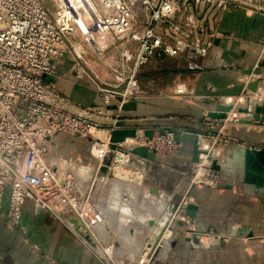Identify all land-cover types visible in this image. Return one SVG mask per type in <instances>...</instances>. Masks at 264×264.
I'll use <instances>...</instances> for the list:
<instances>
[{
  "label": "crops",
  "instance_id": "1",
  "mask_svg": "<svg viewBox=\"0 0 264 264\" xmlns=\"http://www.w3.org/2000/svg\"><path fill=\"white\" fill-rule=\"evenodd\" d=\"M224 1L226 8L217 10V16L209 8L200 18L192 20L195 28L187 27L183 33L165 39L171 45L187 43L197 48L179 50L170 57L176 67L169 71L170 74L184 77L183 81L177 79L167 83L177 95L169 96L164 92L145 95V102L138 103L136 110L122 111L116 99L104 107L91 73L96 72L97 66L87 59L90 72L87 66L80 68L65 60L54 78L59 91L75 105L105 108L106 124L99 132L108 137L114 124L118 128L134 129L139 136L145 137L147 130L160 131L163 126L180 130L178 145L170 156L163 158L157 154L155 161L132 158L133 164L140 169L157 168L169 173L168 178L152 176L143 181L112 178L105 181L104 194L103 184L92 191L94 198L103 194L106 200V208L102 210L104 222L94 229L102 248L119 240V250L124 246L139 254L144 238L154 230L150 222L171 215L169 212L178 196L188 195L198 206L194 227L208 233L191 235L193 238L173 233L164 239L162 251L149 264H264V176L256 174L244 179L240 176L243 168H235L236 163L244 164L247 154L252 155L264 147V122L225 124L223 119L214 120L211 125L203 122L205 115L215 110L216 98L243 95L245 77H249L250 82L259 80V86L264 89V66L258 67V62L264 60V0ZM102 42L105 40L98 38L97 43L101 45ZM255 68L260 69L259 74L246 73ZM178 88L189 96H179ZM223 123V133L236 138L238 143L225 151V161L218 173L219 187H191L187 172L194 163L195 134L192 130L206 135L220 130ZM91 137L60 134L50 145L48 162L58 168L65 167L68 162L65 157L70 152L66 143L102 139ZM94 146L89 145L86 152L99 158ZM71 155L77 161L83 160L78 152ZM253 166L264 170V165L256 160ZM117 168L123 171L121 163ZM94 170L95 167L93 173ZM40 198L45 204L31 196L26 199L21 224L14 227L6 216L10 188L6 189L0 201V264H109L91 245L83 242L60 207L51 203L54 200L48 193H42Z\"/></svg>",
  "mask_w": 264,
  "mask_h": 264
},
{
  "label": "built area",
  "instance_id": "2",
  "mask_svg": "<svg viewBox=\"0 0 264 264\" xmlns=\"http://www.w3.org/2000/svg\"><path fill=\"white\" fill-rule=\"evenodd\" d=\"M226 5L224 0H52L51 5L46 0H0V201L9 187L6 216L12 226H20L26 199L43 202L44 192L62 205L67 218L78 219L90 230L103 224L102 210L81 196L69 175L48 162L50 145L60 134L93 136L106 124L104 107L112 100L119 97L121 107L139 97L134 76L142 65L155 55L197 50L165 39L195 28L196 12ZM113 35L129 42L122 51L123 67L131 73L126 88L119 91L120 84L95 83L104 107L75 105L54 81L61 65L67 60L80 68L88 66V51L80 43L101 53L98 38L111 43ZM116 128L114 124L112 130ZM100 142L96 139L94 144ZM135 144L158 153L161 138H139ZM200 151L207 159L212 145ZM130 155L123 154V165Z\"/></svg>",
  "mask_w": 264,
  "mask_h": 264
},
{
  "label": "rangeland",
  "instance_id": "3",
  "mask_svg": "<svg viewBox=\"0 0 264 264\" xmlns=\"http://www.w3.org/2000/svg\"><path fill=\"white\" fill-rule=\"evenodd\" d=\"M46 1L50 3V5L52 4V0H46ZM211 9L213 12H216V16L218 15V12L221 10L217 8H211ZM195 16L196 18H200L201 13L196 12ZM128 43L129 42L126 41L124 38L113 35V42L111 43L102 42L101 45L99 43L96 44V46L102 50L101 53L94 52L93 49L88 44L80 43V45L84 46V48L87 49L89 52L88 53L89 57L85 54L87 56V57L85 56V59H87L88 61L92 62L94 65L97 66V68L95 69L96 70L95 73H93L90 70V67L88 66L85 67L89 72L91 71L92 75L95 77V83L100 84L101 82H106L111 85L120 84L119 88L117 89L119 91H123L126 88L131 73H129L128 70L125 67H123L124 61L122 57V51L124 46H126ZM129 46L134 47V44L130 43ZM90 54H93L94 57L92 56L90 57ZM170 57L172 56L167 55L166 53L161 54L160 56L155 55L150 59L148 63L142 65L137 70L134 77L138 81V84L140 86V92L138 96L160 94L161 92L162 93L164 92V94H167L169 96L177 95L175 92H173L172 89L168 88L167 83H171L169 82L170 80H177V79L183 81L184 77L176 74H170L169 71L173 70V68H176L174 65L175 63H173L170 60ZM165 69L167 71L166 73H164ZM243 84H244L243 92L241 94H244L246 92V89H248L246 88L247 82L243 81ZM162 85H167V86L164 87ZM178 95L179 96L182 95V97L184 98H186V96H189V94L187 95L186 92L178 93ZM118 98L119 97H117V100ZM221 100L219 98H216L215 102L216 103L221 102ZM258 101H259L258 98L256 96H253L251 98L252 104L251 106H249V108L252 109V106H254L256 102L258 103ZM238 118L240 119L242 117L240 116L239 117L234 116L233 118L231 117V120L230 119L225 120V124L228 122H235V123L239 122ZM214 120L215 119L209 117L208 114L205 115V117L203 118L204 124L207 125L213 124ZM223 126L224 123L221 126H219L221 128L220 130L210 131L206 135H203L204 137L209 139V144L212 145V151L207 157V162L202 163L200 166H195L194 164H192L190 170L187 172L191 187L192 186H206L210 188L219 187L218 173L221 171V169L219 171L212 169L211 162L213 159H216L219 165L222 167V163L223 161H225L224 155L226 149L230 145L238 143V140L236 138L230 137L223 133L222 131ZM161 130L162 132H159V130H155L153 137L161 138V145L157 147V150H159L157 154H159L163 158H166L170 156L177 147L178 139H179L177 133L179 134L180 130L178 131L177 128L170 125L161 127ZM200 136L201 135H199V137ZM146 137L148 138V136ZM87 138L89 139L92 137H87ZM94 142L95 140L94 141L92 140L89 143L83 141L67 142L66 144L68 145L67 147L70 150V152L73 154L75 152H78L79 154L82 155L83 160L77 161L75 156L71 155L70 152H67L69 154L65 158L66 160H68V162L66 164L64 163L66 165L65 167L62 166L59 167V169L62 170L65 173V175H69L70 178H72L74 182H76L78 189H80L81 193L85 195V199L88 200V203L97 206L101 210H103V208H106V200L104 199L103 194L105 188H107V186L105 185V181H108L109 179L119 178V179L128 180L131 178V180L133 179L135 181L136 180L143 181L144 178L152 177V176H160L162 178H164V176L166 178L169 177L168 175L169 173L167 174L166 171L159 170L157 168H151V170L148 168L146 171L140 169L139 167H135L136 165L133 164L132 158L133 157L139 158V157L134 155H130L131 158L129 162L123 165L121 163L122 162L121 157H123L121 156L122 153L119 152L117 153L109 150L107 140L100 142V145L105 144L106 146V153L104 154V157H102L103 159L101 158L102 160L96 158L95 156L90 155L89 153L87 154L86 151L88 149V146L93 145ZM102 162L108 163L107 164L109 168L108 170L112 173L111 176L107 174L98 176V170ZM91 163H94L93 164L95 167L94 173H93L94 167L93 166L91 167ZM120 163L123 166V171L121 172H119L118 168L116 169V167ZM248 163L249 162L246 159H244V164L242 166L238 163H236L235 165V168H237L238 170H241L243 168L240 176H243L244 179L248 177H254V175H256L255 173L251 172ZM96 167L98 168L96 169ZM102 184H103L102 187L103 194H101L100 197L98 198L97 197L94 198L92 196L93 192L97 188H100L101 187L100 185ZM90 185L91 188H89L88 190V187ZM45 193L49 194V192H45ZM178 198L179 199L174 203L172 210H170L169 212L171 215L160 218L158 222L157 221L155 222L153 220L150 222L154 230L144 238L142 248L138 250L139 254H135L136 250L134 251V249L124 248V246L120 248L121 250H119V246H120L119 240L112 242L110 247L102 248L95 236L98 235L95 232V230H88L94 242H96V246L92 247L93 250H95L103 258H105L106 262L109 261V264H122V262H124L123 264H149V261L152 260L153 257L157 256L162 251L161 247L164 243V239L173 235V233L174 234L178 233V236L186 235V234L190 236L196 235L195 237L200 236L201 234L204 233L207 234L208 232L201 231L199 228L194 227L196 217L191 222V219L186 214L185 206L188 203H193L192 202L194 201L193 197L187 195L183 197L178 196ZM51 203L53 205L55 204L56 208L60 207V210L63 208L62 205L56 201L55 202L53 201ZM70 218L73 217L71 216ZM210 235H214V234H210ZM80 237L83 240V242L89 244L82 235ZM191 238H193V236H191ZM118 252H120V255H118ZM133 255L135 256L132 257ZM118 259L119 262L117 261Z\"/></svg>",
  "mask_w": 264,
  "mask_h": 264
},
{
  "label": "water",
  "instance_id": "4",
  "mask_svg": "<svg viewBox=\"0 0 264 264\" xmlns=\"http://www.w3.org/2000/svg\"><path fill=\"white\" fill-rule=\"evenodd\" d=\"M264 66V60H261L258 62V67ZM247 74H259L260 69L255 68V69H248L246 70ZM258 86V81L250 82L247 84V88L251 91H256ZM145 102V97L139 96L135 97L133 100L127 101L123 103L120 107L122 111H130V110H136L137 104L138 103H143ZM233 109L231 105H225L222 104L221 102H218L216 105L215 110L208 112V116L215 119V120H222L225 119L228 115V112H230ZM239 113H248L251 116L249 117H244L240 118L239 121L241 123H251L253 120L255 121H263L264 122V101L261 103H255L254 106H252V109L249 107H239L237 109ZM155 130H147L145 132V135L148 136L149 139L153 137ZM159 132H162L160 130ZM192 132L195 134V140L193 144V157L192 160L193 162H197L199 160V155H200V146H199V134L204 135L203 132H198L196 130H192ZM136 130L134 129H122V128H116L112 130L110 136H109V150L115 151L116 149H120V146H118L120 143H122L127 137H135ZM177 136L179 134L177 133ZM125 153H129L131 155L137 156L139 158H146L148 160L155 161L157 159V153L150 150L147 146L141 145L137 146L134 148H131L129 150H126ZM246 160L249 162L248 166L251 170L252 173H255L259 176H264V170L263 169H256L254 168V161L256 160L260 164L264 165V147L255 150L254 154H247ZM108 163L107 162H102V164L99 167L98 170V176L102 175H109L111 176L112 173L108 170ZM211 168L219 171L221 169V166L217 162L216 159H213L211 162ZM185 211L187 216L193 221V219L196 217V212L198 209V206L194 203H188L185 206ZM69 222L74 225L75 231L78 232L81 229L82 223L76 218H70ZM84 238L86 239L87 242H89L92 246H95V243L93 242V239L88 235L85 234Z\"/></svg>",
  "mask_w": 264,
  "mask_h": 264
},
{
  "label": "bare ground",
  "instance_id": "5",
  "mask_svg": "<svg viewBox=\"0 0 264 264\" xmlns=\"http://www.w3.org/2000/svg\"><path fill=\"white\" fill-rule=\"evenodd\" d=\"M250 80L251 79L249 77H245L244 78V81L247 82V83H250ZM258 86H259V83H258ZM258 86H257V90L256 91H251L249 89H246V92L243 95H240V96H237V97L228 96V97L222 98V100H221L222 104L231 105L233 107V109L230 112H228V115L225 118L226 120H229V119H231V117L233 118L234 116H238V117L240 116L242 118L248 117L250 114H248V113H239L237 111V109L239 107H243L244 108V107L251 106L250 100H251V98L253 96H256L258 98V100H259L258 103H261V102L264 101V89H263L262 86H259V87ZM177 91L179 92V88H178ZM93 134H94V136L102 138V139H105V140H107L109 138L106 134H103L102 132H99V131H94ZM201 136L199 137V146H200L201 150L203 151V150L210 149L209 139L206 138V137H203V136L201 137ZM144 137L145 136H139L137 134V132H136L135 137H127L122 143H120L118 145V146H120V149L118 147V149H116L115 151H117L119 153H122V154H129V153H125V151L129 150L131 148H134L136 146V144H135L136 140L139 139V138H144ZM93 150H94L95 155H97L101 159L102 157H104V154L106 153V146L104 144L103 145L95 144ZM218 157H217V159H218ZM204 162H207L206 156H205V154L200 152L199 160L197 162H194L193 164L195 166H198V165H200V164H202ZM113 166H112V168H113ZM88 230H90V229L88 227H86L84 224H82L81 229L78 231V233L80 235H82L83 237L85 236V234H88L91 237V235H90ZM93 242H94V240H93ZM89 245H91V244L89 243ZM95 246H96V243H95ZM95 246H92V247H95ZM107 262L109 263V261H107Z\"/></svg>",
  "mask_w": 264,
  "mask_h": 264
}]
</instances>
